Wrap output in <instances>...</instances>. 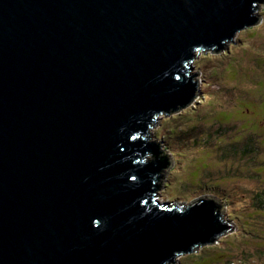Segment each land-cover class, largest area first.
<instances>
[{"label": "water", "instance_id": "obj_1", "mask_svg": "<svg viewBox=\"0 0 264 264\" xmlns=\"http://www.w3.org/2000/svg\"><path fill=\"white\" fill-rule=\"evenodd\" d=\"M260 3L0 0V264H168L231 231L212 197L158 201L143 136Z\"/></svg>", "mask_w": 264, "mask_h": 264}, {"label": "rangeland", "instance_id": "obj_2", "mask_svg": "<svg viewBox=\"0 0 264 264\" xmlns=\"http://www.w3.org/2000/svg\"><path fill=\"white\" fill-rule=\"evenodd\" d=\"M255 15L258 22L237 30L220 50L196 55L190 67L196 77L194 98L159 115L149 133V140L158 143L171 159L170 167L162 168L158 201L189 203L212 197L222 205V220L232 224L231 231L216 241L176 256L168 264H264V122L260 125L246 112L252 102L264 108V3ZM252 109L255 114L259 110L255 105ZM224 116L245 120L240 126L250 131L258 157L255 166L227 149L238 140L228 125H220ZM202 168L208 185L219 184L213 192H205L203 183L194 184ZM257 194L263 197L261 203L254 198Z\"/></svg>", "mask_w": 264, "mask_h": 264}, {"label": "trees", "instance_id": "obj_3", "mask_svg": "<svg viewBox=\"0 0 264 264\" xmlns=\"http://www.w3.org/2000/svg\"><path fill=\"white\" fill-rule=\"evenodd\" d=\"M218 70V69H217ZM217 73V72H216ZM250 102V101H249ZM248 101H247V103H249ZM256 106L259 110L258 111H256V114H255V111L252 109V107L253 106ZM234 107V106H233ZM263 107V105H258V104H256L255 102H252V104H250V105H247V111H246V109H245V111L246 112H248V114H250V115H252V118L255 120V121H257V122H261L260 123V125L262 124V121L264 122V113L262 112V110L264 109V108H262ZM240 109H242V107L240 108ZM236 111H239V109L238 110H236ZM236 111H234L233 113H235ZM260 111V113L258 114L257 112H259ZM232 113V114H233ZM220 115V114H219ZM224 118L226 119L225 121H223V122H220V125H228V128L232 131V132H234L235 133V135H237L236 137H237V140H238V142L236 143V142H231L232 144L231 145H228V148L227 149H229V150H235L234 152L235 153H238V154H240V156H242V158L243 159H247L248 158V160H249V163H248V165L249 166H255V163L257 164V162H256V159H258V157L256 156V154H255V146H254V144L252 143V139H251V135H250V131L249 130H247V129H244V128H242L241 126H240V123H241V125L242 124H244L245 123V120L242 118V119H240V118H237V119H235L234 117H232V118H230L229 116H224ZM261 119V120H260ZM261 126H264V123H263V125H261ZM238 127H240V131H237V129H238ZM219 133H220V130H219ZM219 136H221V133H220V135ZM217 142H218V140H216ZM157 144V143H156ZM158 151L160 152L159 153V158H160V160H161V162H160V164H162L163 163V161H164V159H165V162L166 163H168V159H169V157L168 156H166L165 154H164V152L161 150V149H159L158 148ZM213 161V160H212ZM214 163H217V160L216 161H214ZM251 163L253 164V165H251ZM209 166V165H208ZM211 166H209V168H210ZM216 167V166H215ZM208 168V170L209 171H211L210 169ZM227 171H228V173H227V176H228V174L230 173V169L229 168H227L226 169ZM212 172H214V171H212ZM212 172H208V173H211V174H213V175H216L215 173H212ZM202 173L203 174H201L202 175V177H201V175L200 176H198V179L197 178H195L194 180H196L195 182H194V184H200V183H203L204 184V189H205V192L206 191H209V192H213V190H212V188H215V187H219V184H217V183H215V181L214 182H210V184L208 185V182L205 180L206 179V176H207V173L205 172V168H202ZM194 174H196V172H193L192 171V175H194ZM217 176V175H216ZM218 177V176H217ZM224 178V177H223ZM222 178V179H223ZM205 180V181H204ZM202 181V182H201ZM197 182V183H196ZM189 185L190 184H188V185H186V187L188 188L189 187ZM186 188V189H187ZM209 189H211V190H209ZM208 193V192H207ZM210 195V194H209ZM254 198L255 199H257V200H259V203H261V201H262V199H263V197H260L258 194L257 195H254ZM214 199V198H213ZM222 221V220H221ZM217 238V237H216ZM216 238L214 239L215 241H216ZM206 245V244H205ZM205 245H201V247H204ZM208 245V244H207Z\"/></svg>", "mask_w": 264, "mask_h": 264}, {"label": "flooded vegetation", "instance_id": "obj_4", "mask_svg": "<svg viewBox=\"0 0 264 264\" xmlns=\"http://www.w3.org/2000/svg\"><path fill=\"white\" fill-rule=\"evenodd\" d=\"M252 27V26H251ZM198 249V248H197ZM197 249H195L194 251H196ZM257 251H259V250H257ZM262 253V252H261Z\"/></svg>", "mask_w": 264, "mask_h": 264}, {"label": "clouds", "instance_id": "obj_5", "mask_svg": "<svg viewBox=\"0 0 264 264\" xmlns=\"http://www.w3.org/2000/svg\"><path fill=\"white\" fill-rule=\"evenodd\" d=\"M193 251V250H192Z\"/></svg>", "mask_w": 264, "mask_h": 264}]
</instances>
